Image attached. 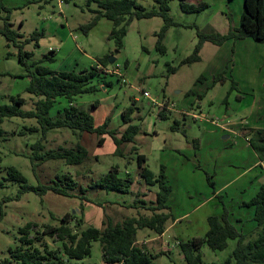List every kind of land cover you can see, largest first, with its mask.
Instances as JSON below:
<instances>
[{
	"label": "rangeland",
	"instance_id": "1",
	"mask_svg": "<svg viewBox=\"0 0 264 264\" xmlns=\"http://www.w3.org/2000/svg\"><path fill=\"white\" fill-rule=\"evenodd\" d=\"M27 1L4 0L7 6L17 7L11 11L10 21L12 29L21 34L20 40L29 38L35 31L43 32L37 47L31 41L24 49L33 51L36 60L53 51V61L41 63L51 70L75 69L78 72L97 65V59L104 54L115 56L113 63L98 68L104 82L93 84L99 89L76 97V103L92 114L95 125L110 117L108 128L115 129L117 136L127 126L122 122L121 112L131 106V123L138 125L139 131L134 141L122 143L117 153L107 133L77 134L67 128L50 129L42 139L43 151L73 147L78 142L86 148L87 157L79 165H67L63 159H47L33 169L32 144L42 137V127L35 117L5 118L0 124L5 131L0 140V179L6 176L8 166H14L31 185L49 183L57 173H66L87 190L84 194L78 188L70 190L74 197L52 191L43 194L26 191L3 203L0 261L8 257L9 248L18 244V230L27 222L34 223L29 230L32 236L38 235L36 232H41L46 224L59 225L65 212L80 217V207L83 208L81 228H103L107 217L112 222H120L127 217L150 215L152 211L145 207L154 203L158 188L156 184H146L140 177L138 154L145 156L142 165L154 175H159L162 168L171 185L169 205L173 215H187L174 226H171L172 219L168 220L167 231L160 238L147 228L137 231L136 243L157 254L155 264H185L179 241L202 236L207 227L206 217L222 211L217 198L208 201L214 197L213 192L227 203L229 217L237 228L249 229L247 237H255L256 229L249 224L251 214L241 202L264 182V162L260 168L256 165L252 148L238 135L243 127L262 128L260 125L264 124L261 123L264 121V102L261 101L264 99V42L251 38H230L220 46L204 42L199 61L181 63L192 53L198 40L197 31L222 34L238 26L243 0H185L189 4L207 3L199 12H186L181 9L180 0H169L168 14L173 23L163 37V53L156 49V34L163 25L160 16L133 19L127 26L123 48L116 52L113 40L107 38L112 28L110 20L101 17L87 34L78 28L92 19L93 10L97 9L95 3L87 6L86 0H64L60 5L59 0ZM135 1L147 10L157 6L156 0ZM7 43L0 34V104H9L11 96L19 95L25 99L22 109H34L38 98L25 90L29 82L26 68L18 61L17 49L12 45L7 47ZM168 66H175L176 71L169 72ZM222 71L224 81L213 84L214 76ZM201 75L205 76L203 82L197 81ZM105 81L111 85L107 86ZM144 90L149 92L150 98L143 96ZM187 92L204 95L199 100ZM151 99L163 105H168L163 102L171 103L175 109L184 107L186 112L198 114L199 119L194 121L173 110L165 113L166 118H160L157 112L161 106ZM257 100L258 109L262 111L252 114ZM95 101L97 105L92 107ZM187 102L192 103L182 105ZM63 106L61 101L49 115ZM162 108L166 110L165 106ZM212 119L217 123L212 124ZM204 120L208 122L203 123ZM176 121L179 128L172 130ZM221 122L228 123L226 134L222 132L220 124L224 123ZM32 126H37L38 130L30 131ZM99 137H103L102 144L98 143ZM193 139H198L196 148L192 145ZM111 166L117 167L118 176L131 179L127 193L88 187ZM208 175L213 185H209ZM19 186L18 182L6 180L0 186V200L15 197ZM135 200L138 201L134 203ZM74 220L76 218L71 216L70 226ZM43 240L51 247L60 246L54 238L44 236ZM235 244L236 240L230 239L223 250H212L204 244L199 252L205 262L235 264L233 260L226 261ZM84 261L106 264L99 241H92L90 255Z\"/></svg>",
	"mask_w": 264,
	"mask_h": 264
},
{
	"label": "trees",
	"instance_id": "2",
	"mask_svg": "<svg viewBox=\"0 0 264 264\" xmlns=\"http://www.w3.org/2000/svg\"><path fill=\"white\" fill-rule=\"evenodd\" d=\"M36 0H28L27 3ZM40 1V0H39ZM67 2V0L65 1ZM157 6L147 10L144 6L135 0H86V5L95 3L96 10H93L92 19L78 28L87 34L90 29L96 25L97 21L104 17L112 22V28L108 34V39L113 40L116 52L123 48V38L127 33V26L133 19L150 18L160 16L163 19L157 35L156 49L163 53L165 47L162 43L165 32L173 23L168 14L169 0H156ZM180 7L186 12H199L207 7V3L198 2L197 4H189L185 0H180ZM17 7L7 6L4 0H0V18L3 19V26L0 27L2 34L8 41L7 47L14 46L17 49V58L21 65L26 68V76L29 82L25 90L36 96L38 99L34 103V109H22L25 99L19 95L11 96L10 103L0 104V124L5 118L35 117L42 127V137L37 139L33 144V152L30 156L33 169L47 159H63L67 165H79L87 157L86 148L80 143H75L72 147H59L54 151L48 149L43 151L44 145L42 139L50 129L67 128L72 132L80 134L82 132L95 133L97 135L107 133L113 140L116 151L119 153L120 145L124 142H133L135 135L139 131V126L131 123V113L133 107H127L122 110V122L126 124V128L117 136L115 129L108 128L110 117L98 125H95L92 114L76 103V97L86 93H92L99 88L93 83L99 81L103 83L104 77L101 75L97 65L89 69L76 71L70 70H51L41 63L45 60L53 61V51L43 56L42 59H33V51L24 49L25 44L34 41V46H38V39L43 32L35 31L29 38L20 40L21 34L12 29L10 21L11 11ZM3 14V15H2ZM198 40L194 45L192 53L182 60L184 63H193L200 60V51L204 42H211L217 46L222 45L230 38L252 40L262 43L264 42V0H243V8L239 19L238 26L229 29L227 33L219 32H202L197 31ZM9 55V53H7ZM52 54V55H51ZM109 54H104L97 59V64L108 66ZM168 71L174 73L175 66H168ZM224 71L214 76L212 83L223 82ZM204 75L197 78V81L203 82ZM107 86L111 83L105 81ZM186 94L194 95L199 100L202 99L204 93L195 94L187 92ZM64 102L62 108H57L56 113L49 115L50 110ZM97 101L92 103V107H96ZM198 106V105H197ZM166 110L159 109L157 114L160 118H166ZM179 128V122L176 121L172 126V130ZM30 131H37V126L29 128ZM5 131L0 126V140ZM240 134L249 143L252 150L257 155L259 161L264 162V128L243 127ZM103 137H99L98 143L102 144ZM198 139L192 140V145L196 148ZM136 147L133 146V149ZM146 160L143 154L137 155V164L141 168L140 177L148 185H157L158 190L155 194V201L152 205L145 208L152 211L148 216L138 215L124 218L120 222H112L107 217V222L103 228L96 226H87L81 228L83 208H78L80 217L77 214L65 212L60 217L59 225L46 224L38 235H30L29 230L34 223L27 222L19 228L18 244L14 248L8 249V257L0 261V264H92L84 261L90 255L92 241H99L101 245L102 259L106 264H155L154 259L157 254H152L143 246L136 243L137 231L143 228L152 230L160 235L165 230L168 220H174L171 207L167 203L168 196L171 192V185L166 181V176L162 173L154 175L152 171L143 167ZM116 166H111L108 172L92 181L88 187L91 189H103L105 191H116L127 193L131 179L118 176ZM209 185L213 182L209 181ZM6 180L20 183L18 193L15 197H4L0 200V221L4 216L3 203L18 198L20 194L26 191H34L37 193H45L52 191L66 197H74L69 191L78 188L81 194L87 190L79 185L70 174L57 173L55 179L49 183L31 185L27 182L26 177L14 166L6 168V176L0 179V186ZM214 197L219 200L222 206L221 213L212 214L206 217L207 230L202 236L191 237L179 241V248L183 255L185 264H214L205 262L199 249L206 244L212 250H223L228 246V240L235 239L236 244L232 249L227 262L233 260L235 264H264V182H262L256 192L248 199L241 202L242 206L252 208L251 220L254 222L253 229H256V236L248 238L247 233L238 229L230 220V211L221 196L213 192ZM84 198V196H82ZM138 201V200H137ZM136 200L134 203L137 202ZM144 204L143 200H139ZM74 216L76 220L72 226L69 225V219ZM73 227V228H72ZM49 237L60 242L59 247H51L43 237Z\"/></svg>",
	"mask_w": 264,
	"mask_h": 264
},
{
	"label": "crops",
	"instance_id": "3",
	"mask_svg": "<svg viewBox=\"0 0 264 264\" xmlns=\"http://www.w3.org/2000/svg\"><path fill=\"white\" fill-rule=\"evenodd\" d=\"M218 53V52H217ZM215 55H217V54H215ZM97 66H101L100 64H97ZM195 93V92H194ZM195 94H197V93H195ZM198 94H200V93H198ZM191 96H193L194 97V95H192L191 94ZM263 98H264V96H263ZM261 101H263L264 102V99H261ZM193 102V101H192ZM192 102H187V103H183L182 105L183 106H188V104H190V103H192ZM258 100L254 103V105L252 106L253 108L251 109V112H252V114L254 113V111H255V113L256 112H261L262 110H259L258 109ZM170 105L171 106H169L168 108H166V111L165 112H167V111H171V110H173V111H176V112H178L179 114H181L183 117H191L194 121H196L197 119H199V117H197V116H199L198 114H194V113H192L191 111L190 112H186L185 111V108L184 107H180L179 109H175V107H174V105H172L171 103H170ZM200 105V104H199ZM160 108H162V107H160ZM159 108V109H160ZM199 109V108H198ZM201 109V108H200ZM201 113H202V115H205L202 111H201ZM203 123H207L208 121H202ZM221 123H224V124H220V127L221 128H223L224 129V131H222L223 133L225 132V130H226V127H227V124L228 123H226V122H221ZM261 123H264V121L263 122H261ZM213 124V123H212ZM216 124V123H215ZM215 126V125H214ZM262 128H264V124L263 125H260ZM224 134H226V133H224ZM236 134H238V133H236ZM238 136H240L242 139H244L245 141H246V143L248 144V146H250L249 145V143L247 142V140L244 138V137H242L241 135H238ZM252 153L254 154L253 156H255V158H256V165L260 168V166H261V164H263V162H261V161H259V159H258V157H257V155L255 154V152L252 150ZM255 165V166H256ZM258 173H259V171H258ZM166 181H167V179H166ZM226 185H224V187H225ZM223 189V188H222ZM258 189V187L256 188H254L253 189V192H251V194H250V196H249V198L256 192V190ZM221 190V189H220ZM219 190V191H220ZM218 191V192H219ZM171 193V192H170ZM169 198H170V194H169V196H168V201H167V203L169 204ZM213 198H215V197H211V198H209L208 199V201H212L213 200ZM248 198V199H249ZM248 199H245V200H248ZM244 201V200H243ZM214 204H216V203H214ZM227 204V203H226ZM217 205L218 204H216V207H217ZM229 208V207H228ZM239 208H241V207H238V209ZM248 210H249V212H250V214L252 215V208H247ZM230 211V210H229ZM221 213V212H220ZM220 213H218V212H216V214H220ZM210 215H212V214H210ZM209 216V215H208ZM185 217H187V215H180V216H174V220H172V223H171V226L174 224V225H176L177 223H179L180 221H181V219L182 220H185L184 218ZM250 219H251V216H250ZM229 220L231 221V219H230V217H229ZM168 222V221H167ZM232 222V221H231ZM250 223V226L253 228L255 225H254V222L252 221V220H250L249 221ZM233 223V222H232ZM167 224V223H166ZM234 224V223H233ZM173 225V226H174ZM235 225V224H234ZM236 226V225H235ZM237 227V226H236ZM206 230H207V227H206ZM205 230V231H206ZM167 231V228H165V230H164V232L162 233V234H160L157 238H160V237H162L164 234H165V232ZM249 231V229L248 230H243V232L244 233H247ZM137 242V241H136Z\"/></svg>",
	"mask_w": 264,
	"mask_h": 264
},
{
	"label": "built area",
	"instance_id": "4",
	"mask_svg": "<svg viewBox=\"0 0 264 264\" xmlns=\"http://www.w3.org/2000/svg\"><path fill=\"white\" fill-rule=\"evenodd\" d=\"M63 1H64V0H59V5H60ZM97 67L99 68V66H97ZM142 94H143L144 97L150 98V94H149L148 91L144 90V91H142ZM151 100H152V99H151ZM152 102H153L154 104H158V105H160L161 107L165 106L166 108H168L169 106H171L170 103H165V102H163L164 104H168V105H163V104L157 102L156 100H152ZM203 118H204V117H203ZM212 123H217V122H216V119H212Z\"/></svg>",
	"mask_w": 264,
	"mask_h": 264
},
{
	"label": "water",
	"instance_id": "5",
	"mask_svg": "<svg viewBox=\"0 0 264 264\" xmlns=\"http://www.w3.org/2000/svg\"><path fill=\"white\" fill-rule=\"evenodd\" d=\"M115 61V56H113V55H109V57H108V62L109 63H113Z\"/></svg>",
	"mask_w": 264,
	"mask_h": 264
}]
</instances>
